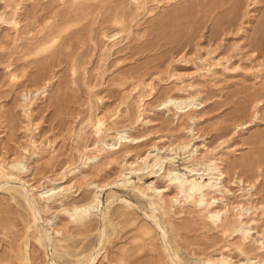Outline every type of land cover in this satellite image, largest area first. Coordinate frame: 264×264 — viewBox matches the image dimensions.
Masks as SVG:
<instances>
[{
    "label": "rangeland",
    "instance_id": "1",
    "mask_svg": "<svg viewBox=\"0 0 264 264\" xmlns=\"http://www.w3.org/2000/svg\"><path fill=\"white\" fill-rule=\"evenodd\" d=\"M171 258L264 264V0H0V264Z\"/></svg>",
    "mask_w": 264,
    "mask_h": 264
},
{
    "label": "bare ground",
    "instance_id": "2",
    "mask_svg": "<svg viewBox=\"0 0 264 264\" xmlns=\"http://www.w3.org/2000/svg\"><path fill=\"white\" fill-rule=\"evenodd\" d=\"M170 176H171V175H170ZM179 177H180V176H179ZM176 178H177V177H176ZM182 182H183V181L179 178V179H177V181H176V185H178V186H179V185H182ZM174 185H175V183H174ZM209 185H210V184H208V185H206V186H204V187H202V186H197L196 189H195V186H193V187L191 188V193H194L195 190H196L199 194H202V192H205V191H203L204 188H209ZM179 187H180V186H179ZM211 187H212V186H211ZM206 190H207V189H206ZM191 193H190V194H191ZM198 193L196 194V196L199 195ZM190 194H189V195H190ZM203 194H204V193H203ZM190 196H193V195H190ZM128 205H129V204H128ZM129 206H130V205H129ZM84 211H85V210H84ZM211 216H212V215H211ZM212 218H215V215H213ZM209 219H210V218H209ZM45 234H46V233H45ZM163 235H164V234H163ZM45 236H46V235H45ZM163 246H164V245H163ZM171 255H172V254H171ZM170 260H171V264H177L175 258H171ZM221 261H222L224 264H227V261H226V260L222 259Z\"/></svg>",
    "mask_w": 264,
    "mask_h": 264
}]
</instances>
